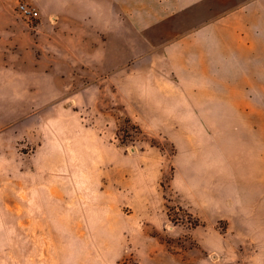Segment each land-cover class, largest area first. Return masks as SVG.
<instances>
[{"label":"rangeland","instance_id":"374dc122","mask_svg":"<svg viewBox=\"0 0 264 264\" xmlns=\"http://www.w3.org/2000/svg\"><path fill=\"white\" fill-rule=\"evenodd\" d=\"M93 54L62 97L0 116V128L19 119L15 133L0 135V264H179L182 251L204 264L196 233L208 235L216 264H244L242 243L228 236L220 246L227 219L195 233L202 222L186 205L218 193L209 171L233 173L228 201L240 196L236 173L252 164L237 143L247 139L209 115V100L176 105L178 92L205 85L175 83L163 49L148 54L135 36L116 59L105 46Z\"/></svg>","mask_w":264,"mask_h":264},{"label":"crops","instance_id":"0c3cea01","mask_svg":"<svg viewBox=\"0 0 264 264\" xmlns=\"http://www.w3.org/2000/svg\"><path fill=\"white\" fill-rule=\"evenodd\" d=\"M18 2L31 5L37 18L21 17ZM135 36L148 54L163 49L167 76L175 83L205 85L178 92L176 105L186 107L193 97L209 100V115L247 139L237 143L243 148L238 156L252 164L236 173L240 196L228 201L233 173L209 171V186L218 193L186 206L202 222L192 228L195 233L208 231L209 220L227 219L221 248L230 236L243 244L244 264H264V218H257L264 213V158L261 134L255 138L264 131V0H0V116L32 114L30 100L62 97L64 84L83 70L87 51L94 55L105 46L116 59L119 48H132ZM171 43L178 62L169 53ZM18 120L11 117L0 135L15 133ZM197 235L208 250L204 264H216L209 258L208 235ZM176 255L179 264H199L201 258L192 251Z\"/></svg>","mask_w":264,"mask_h":264},{"label":"built area","instance_id":"2783aa9c","mask_svg":"<svg viewBox=\"0 0 264 264\" xmlns=\"http://www.w3.org/2000/svg\"><path fill=\"white\" fill-rule=\"evenodd\" d=\"M16 9L20 16L26 20H33L38 16V12L31 5L24 2H19Z\"/></svg>","mask_w":264,"mask_h":264},{"label":"bare ground","instance_id":"6f19581e","mask_svg":"<svg viewBox=\"0 0 264 264\" xmlns=\"http://www.w3.org/2000/svg\"><path fill=\"white\" fill-rule=\"evenodd\" d=\"M70 105H71V103H70Z\"/></svg>","mask_w":264,"mask_h":264},{"label":"trees","instance_id":"16d2710c","mask_svg":"<svg viewBox=\"0 0 264 264\" xmlns=\"http://www.w3.org/2000/svg\"><path fill=\"white\" fill-rule=\"evenodd\" d=\"M198 224V223H197Z\"/></svg>","mask_w":264,"mask_h":264}]
</instances>
